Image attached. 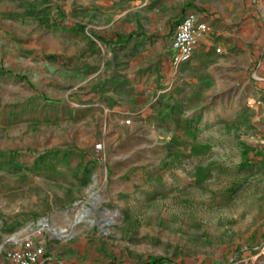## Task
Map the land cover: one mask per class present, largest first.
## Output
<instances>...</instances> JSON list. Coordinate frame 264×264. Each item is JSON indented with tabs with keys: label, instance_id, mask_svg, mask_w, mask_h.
Here are the masks:
<instances>
[{
	"label": "rangeland",
	"instance_id": "1",
	"mask_svg": "<svg viewBox=\"0 0 264 264\" xmlns=\"http://www.w3.org/2000/svg\"><path fill=\"white\" fill-rule=\"evenodd\" d=\"M229 1L0 0L1 264L24 238L38 264H264V0L246 52L169 66Z\"/></svg>",
	"mask_w": 264,
	"mask_h": 264
},
{
	"label": "built area",
	"instance_id": "2",
	"mask_svg": "<svg viewBox=\"0 0 264 264\" xmlns=\"http://www.w3.org/2000/svg\"><path fill=\"white\" fill-rule=\"evenodd\" d=\"M204 40H212L209 25L200 19L198 12H188L177 23L170 40V65L177 69L182 64L188 62L199 43ZM220 53V47L215 49ZM130 120H125L129 124ZM102 144L95 145L96 149H101ZM44 246L35 242L32 238H24L19 242H13L10 249L4 252L5 260L8 264H38L44 255Z\"/></svg>",
	"mask_w": 264,
	"mask_h": 264
},
{
	"label": "crops",
	"instance_id": "3",
	"mask_svg": "<svg viewBox=\"0 0 264 264\" xmlns=\"http://www.w3.org/2000/svg\"><path fill=\"white\" fill-rule=\"evenodd\" d=\"M249 5L250 0H230L225 6L224 11L221 10L219 13H216V11H213V14L198 12L200 19L209 25L212 40H216L221 46L220 49L222 53L227 51H233L235 53L239 51L246 52L247 46L243 44L250 43L252 39L258 38L260 33V22L253 8L249 9ZM244 11L246 12L243 13ZM173 31L170 34L167 44L170 67V40ZM243 35H250L252 37L248 40H244ZM254 43L256 44V41H254ZM200 48H204V51H208L209 40L200 42L195 52L199 51Z\"/></svg>",
	"mask_w": 264,
	"mask_h": 264
},
{
	"label": "trees",
	"instance_id": "4",
	"mask_svg": "<svg viewBox=\"0 0 264 264\" xmlns=\"http://www.w3.org/2000/svg\"><path fill=\"white\" fill-rule=\"evenodd\" d=\"M144 264H168V262L167 261H163L162 259H157V260H154V261H147Z\"/></svg>",
	"mask_w": 264,
	"mask_h": 264
},
{
	"label": "bare ground",
	"instance_id": "5",
	"mask_svg": "<svg viewBox=\"0 0 264 264\" xmlns=\"http://www.w3.org/2000/svg\"><path fill=\"white\" fill-rule=\"evenodd\" d=\"M51 231H52L53 234H58L56 229H51Z\"/></svg>",
	"mask_w": 264,
	"mask_h": 264
}]
</instances>
